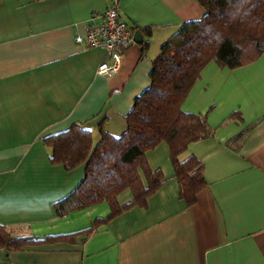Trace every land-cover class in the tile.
I'll use <instances>...</instances> for the list:
<instances>
[{"label":"crops","instance_id":"crops-1","mask_svg":"<svg viewBox=\"0 0 264 264\" xmlns=\"http://www.w3.org/2000/svg\"><path fill=\"white\" fill-rule=\"evenodd\" d=\"M112 1L0 0V224L30 239L0 245V264H264V51L232 69L209 61L181 103L210 130L179 155L203 166L192 204L161 142L145 153L163 177L144 205L107 219L106 201L56 213L84 169L51 162L43 138L75 125L94 142L101 132L120 136L162 44L204 13L198 0H119L147 46H125L118 70L102 75L106 52L75 38ZM130 198L125 189L117 200Z\"/></svg>","mask_w":264,"mask_h":264},{"label":"trees","instance_id":"trees-1","mask_svg":"<svg viewBox=\"0 0 264 264\" xmlns=\"http://www.w3.org/2000/svg\"><path fill=\"white\" fill-rule=\"evenodd\" d=\"M203 15L184 22L161 46L149 73L150 85L136 97L125 117L126 130L118 137L101 132L94 142L86 128L75 125L46 136L49 160L66 170L83 165L84 175L72 192L56 203V213L106 201L110 213L144 205L162 182L145 153L165 142L170 151L180 196L190 205L205 185L203 166L191 155L180 160L190 142L206 138L210 130L204 117L185 112L181 103L211 60L236 68L252 62L264 51V0H198ZM147 46V41L141 43ZM125 189L131 198L117 200ZM105 219H96L95 223ZM30 240L13 237L0 224V245L18 247Z\"/></svg>","mask_w":264,"mask_h":264},{"label":"built area","instance_id":"built-area-1","mask_svg":"<svg viewBox=\"0 0 264 264\" xmlns=\"http://www.w3.org/2000/svg\"><path fill=\"white\" fill-rule=\"evenodd\" d=\"M76 42L103 49L111 62L102 60L96 71L102 75L115 73L121 63L123 48L133 42L132 33L121 17L119 0L106 8L101 21L92 25L85 35H77Z\"/></svg>","mask_w":264,"mask_h":264},{"label":"water","instance_id":"water-1","mask_svg":"<svg viewBox=\"0 0 264 264\" xmlns=\"http://www.w3.org/2000/svg\"><path fill=\"white\" fill-rule=\"evenodd\" d=\"M132 39L136 43H142L143 42V37H142L141 31L140 30H135L133 32V34H132Z\"/></svg>","mask_w":264,"mask_h":264}]
</instances>
